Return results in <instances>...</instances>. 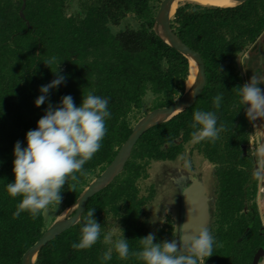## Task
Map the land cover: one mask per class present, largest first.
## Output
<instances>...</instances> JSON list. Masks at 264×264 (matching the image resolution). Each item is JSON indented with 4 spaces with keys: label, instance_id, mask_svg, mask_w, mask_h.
Returning a JSON list of instances; mask_svg holds the SVG:
<instances>
[{
    "label": "trees",
    "instance_id": "16d2710c",
    "mask_svg": "<svg viewBox=\"0 0 264 264\" xmlns=\"http://www.w3.org/2000/svg\"><path fill=\"white\" fill-rule=\"evenodd\" d=\"M159 1L82 0V12L67 15V0H0V264H21L23 253L46 229L44 211L35 219L27 212L14 215L21 198H12L6 185L14 180L15 143L26 146V133L37 127L49 104L58 105L63 96L71 95L79 106L82 94L89 92L109 99L111 115L100 150L77 173L74 191L71 180L63 186L62 202L69 205L115 157L148 93L154 96L153 109L171 104L185 91L188 59L151 30L154 3ZM127 14L138 25L113 32L112 26L118 27ZM171 27L202 56L207 79L203 91L191 107L142 134L123 171L89 198L76 225L40 249L36 264H143L131 253L140 250L139 239L150 233L144 206L154 191L142 195L138 180L148 177L152 160H174L194 139L191 125L196 110L215 111L218 126L224 129L215 142H194L217 168V196L209 226L217 243L205 264H250L258 248L264 247L263 221L254 202L258 173L253 171L248 148L243 149L249 144L251 119L236 89L244 85L243 79L250 80L252 67L246 59L245 71L239 69L236 55L247 45L252 54L261 49L260 38L264 41V0L230 7L184 3L176 8ZM52 57L56 62L50 69L43 61ZM57 67L65 83L36 107L39 88L56 78ZM217 94L223 95L218 110L213 105ZM93 208L102 225L101 239L90 249L75 250L72 244L79 241L87 211ZM108 216L119 219L129 240L127 260L115 252L110 261L102 259L108 247L103 243ZM171 239L173 230L161 229L154 242Z\"/></svg>",
    "mask_w": 264,
    "mask_h": 264
},
{
    "label": "clouds",
    "instance_id": "9594fccd",
    "mask_svg": "<svg viewBox=\"0 0 264 264\" xmlns=\"http://www.w3.org/2000/svg\"><path fill=\"white\" fill-rule=\"evenodd\" d=\"M43 62L51 69L56 58ZM53 74L56 78L39 88L40 95L34 102L36 107L48 101L52 89L65 83L66 77L59 74L58 67ZM260 85L261 82L252 77L242 87H236L240 104L246 107L248 119L264 117V88ZM222 101V94L213 98L215 109H220ZM108 105V98L92 92L82 94L79 106H76L71 95H65L58 105L49 104L45 114L38 120L37 127L26 133V146H22L20 141L15 143L14 180L6 185L12 198H21L15 216L27 212L35 219L50 206L59 207L63 200V186L66 183L68 185L69 180L74 182L70 190H75L77 173L83 172L85 164L102 146L107 131L106 121L111 115ZM191 126L194 129L193 138L201 141L215 142L224 130L223 125L218 126L215 111L196 110ZM94 212L95 208L87 211L80 228L79 241L72 244L73 249H90L101 239L102 225L94 218ZM117 220L103 234V243L108 246L102 257L104 261H110L113 252L121 260H127L130 255L129 240L125 238ZM155 240V233L140 238V250L131 254L143 264H205L206 259L213 255L217 243L208 227L186 233L179 240Z\"/></svg>",
    "mask_w": 264,
    "mask_h": 264
},
{
    "label": "water",
    "instance_id": "95a60500",
    "mask_svg": "<svg viewBox=\"0 0 264 264\" xmlns=\"http://www.w3.org/2000/svg\"><path fill=\"white\" fill-rule=\"evenodd\" d=\"M179 0H161L155 13L151 30L160 37L170 47L183 54L193 63L197 73L192 85L185 88L183 94L176 98L171 104L153 108L142 115L133 125L131 133L118 149L115 157L106 167L94 176L83 188L75 202L65 206L43 231L41 236L23 253L21 264H36L37 254L48 242L53 240L67 229L76 225L82 218L86 209L87 201L90 197L106 188L123 171L129 160L132 150L142 136L150 128L168 121L176 114L191 107L206 85V69L202 56L199 52L187 45L171 27L170 8L173 3ZM235 4L243 3L246 0H231ZM230 7V6H228ZM177 8V7H176ZM176 11V9H175ZM175 11L172 16H174ZM250 45H247L236 55V63L242 70V57ZM243 83L245 80L243 79ZM193 92L195 95H193ZM245 151L246 145L243 146ZM182 197V220L179 228V239L186 233L194 232L201 227H209L211 222L210 198L206 193V188L199 177H192L187 185L181 190ZM249 227L247 228V231ZM264 256V247H259L255 252L250 264H258Z\"/></svg>",
    "mask_w": 264,
    "mask_h": 264
},
{
    "label": "rangeland",
    "instance_id": "374dc122",
    "mask_svg": "<svg viewBox=\"0 0 264 264\" xmlns=\"http://www.w3.org/2000/svg\"><path fill=\"white\" fill-rule=\"evenodd\" d=\"M81 1L82 0H67L66 14H80L82 12ZM160 1L154 3L156 6V11L159 7ZM184 3L201 4L191 0H179L176 4V7ZM201 5L213 6L207 4ZM173 17L174 16H172L171 19H173ZM137 25L138 24L132 18V15L127 14L118 27L112 26V31L116 32L118 29L126 28V26L136 27ZM261 46L264 47L263 45ZM244 57V61H241L242 69L245 67V60L250 59L251 57L248 50L245 51ZM153 99L154 96L151 93H148L144 97L141 110L135 113V117H138L137 120L146 112L151 110ZM137 120H133V124H135ZM251 129L252 127L250 122L249 139H251ZM196 140L197 139H193L186 143L184 151L175 160H152L147 167L148 177L138 180V186L142 195H149V192H151L152 188L154 191L152 198L144 206V211L148 221L147 226L150 233H155L156 235L161 229L166 232L171 228L174 233V239L179 240V228L183 213L181 186L189 183L192 176L195 174H201V176H203L206 185V191L210 198L212 220V214L217 196V168L215 163L206 160L203 155L195 148L194 142ZM253 143L256 144V138L254 139ZM249 153L253 159V171L257 172L259 170L258 167L261 164L260 160L262 158L264 162V155H262V157L261 155H255V149L254 152H252L250 149ZM261 171H263L262 173L264 175V169H261ZM255 198L256 201L254 200V202L256 203L258 210L260 209L262 217L264 218V194H260V199L258 197ZM250 204L251 202L246 204V209L250 208ZM65 206L67 205L62 202L59 207L52 205L48 209L44 210L43 215L46 228L52 223L54 218L63 211ZM117 219L118 218L108 216L104 220L105 233L114 226V223ZM117 223L120 226L119 219L117 220ZM258 264H264V256L262 261H260Z\"/></svg>",
    "mask_w": 264,
    "mask_h": 264
},
{
    "label": "crops",
    "instance_id": "0c3cea01",
    "mask_svg": "<svg viewBox=\"0 0 264 264\" xmlns=\"http://www.w3.org/2000/svg\"><path fill=\"white\" fill-rule=\"evenodd\" d=\"M260 38V46H264V41ZM258 43V44H259ZM261 49H258L257 51L253 52L250 54V62L252 64V67L250 68V73H249V78L251 79L252 77L256 78L258 81L261 82V87L264 88V47H260ZM249 52V51H248ZM245 54V53H244ZM244 55L242 57V61H244ZM245 65V64H244ZM243 71H245V67L243 68ZM251 139H249V144L246 146V149L252 150L254 152L255 149V155H264V117L257 118L256 120L251 119ZM253 123V126H252ZM257 129V130H256ZM253 135V136H252ZM256 138V144L253 143L254 139ZM253 144V146H252ZM258 151V152H257ZM260 157V158H261ZM259 158V157H258ZM260 166L258 167L259 170L257 171L258 173V191L256 197H260V194H264V175L263 171L261 169H264V162L263 158L260 160ZM256 164V163H255ZM263 196V195H262ZM260 199V198H259ZM256 201V198H255ZM260 212V209H259ZM261 219L263 221V226H264V218L262 217V214L260 212Z\"/></svg>",
    "mask_w": 264,
    "mask_h": 264
},
{
    "label": "bare ground",
    "instance_id": "6f19581e",
    "mask_svg": "<svg viewBox=\"0 0 264 264\" xmlns=\"http://www.w3.org/2000/svg\"><path fill=\"white\" fill-rule=\"evenodd\" d=\"M191 1H195V2H198V3H201V4H207V5H216V6H222V7H226V6H232L234 5L235 3L231 0H191ZM176 3H173V5L171 6L170 8V14H171V17L176 9ZM196 73H197V70L194 66L193 63L190 64V71H189V75H188V78H187V81H186V86L187 88H189L195 77H196Z\"/></svg>",
    "mask_w": 264,
    "mask_h": 264
},
{
    "label": "flooded vegetation",
    "instance_id": "af4514ba",
    "mask_svg": "<svg viewBox=\"0 0 264 264\" xmlns=\"http://www.w3.org/2000/svg\"><path fill=\"white\" fill-rule=\"evenodd\" d=\"M175 160V159H174ZM192 177H199L200 178V180L203 182V184H204V186H205V188H206V185H205V182H204V179H203V176H201V174L199 175V174H195V175H193ZM191 180H192V178H191ZM191 180H190V182H191ZM189 182V183H190ZM188 184V183H187ZM186 184V185H187ZM182 188H183V186H181V190H182ZM206 193H207V191H206ZM208 195V194H207ZM181 199H182V197H181ZM183 209V208H182ZM183 214V213H182ZM211 223V222H210ZM210 226V225H209ZM209 228V227H208Z\"/></svg>",
    "mask_w": 264,
    "mask_h": 264
}]
</instances>
